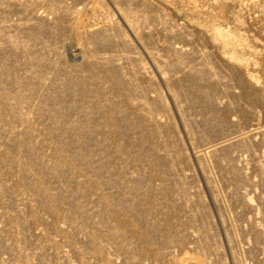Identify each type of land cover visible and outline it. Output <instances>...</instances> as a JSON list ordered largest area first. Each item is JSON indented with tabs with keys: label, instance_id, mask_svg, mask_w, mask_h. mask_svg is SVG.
<instances>
[{
	"label": "rangeland",
	"instance_id": "374dc122",
	"mask_svg": "<svg viewBox=\"0 0 264 264\" xmlns=\"http://www.w3.org/2000/svg\"><path fill=\"white\" fill-rule=\"evenodd\" d=\"M0 264H264V0H0Z\"/></svg>",
	"mask_w": 264,
	"mask_h": 264
}]
</instances>
